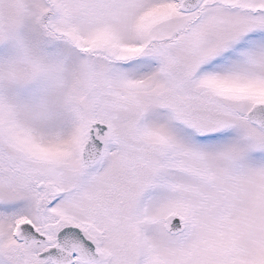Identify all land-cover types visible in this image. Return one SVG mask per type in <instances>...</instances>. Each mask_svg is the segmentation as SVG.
<instances>
[{
	"label": "snow or ice",
	"instance_id": "6c2138e0",
	"mask_svg": "<svg viewBox=\"0 0 264 264\" xmlns=\"http://www.w3.org/2000/svg\"><path fill=\"white\" fill-rule=\"evenodd\" d=\"M0 264H264V0H0Z\"/></svg>",
	"mask_w": 264,
	"mask_h": 264
}]
</instances>
